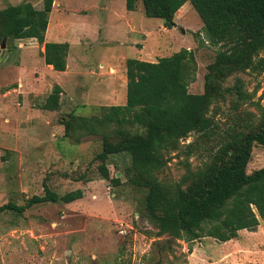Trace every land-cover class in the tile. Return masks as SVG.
Listing matches in <instances>:
<instances>
[{"label":"rangeland","instance_id":"obj_1","mask_svg":"<svg viewBox=\"0 0 264 264\" xmlns=\"http://www.w3.org/2000/svg\"><path fill=\"white\" fill-rule=\"evenodd\" d=\"M22 1L0 0V10ZM53 5L46 39L69 44L65 73L46 69L42 46L34 39H6L3 53L0 49V205H23L33 196H42L44 185L58 195L79 189L82 198L67 204H36L22 214L0 212V264H246L243 259L230 263L223 254L231 246L212 238L177 240L170 249L160 247L169 238L158 236L146 219L145 191L128 183L133 176L130 156L108 157V180L99 172L95 157L102 150L103 134L112 144L117 140L115 129L107 126L98 135L85 136L76 119L65 133L70 113L89 118L101 115L102 107L125 104L127 59L141 56L156 62L182 48L192 50L195 77L187 89L193 94L203 91L206 68L218 47L206 42L202 22L190 3L177 11L171 29L160 19L147 18L141 0L132 12L120 0H54ZM52 32L59 37L50 39ZM261 58L264 51L254 61ZM99 64L104 65L102 70ZM19 65L22 72L16 69ZM259 66L224 82L231 87L239 81L251 103L236 111L229 97L212 105L208 115L221 129L234 115L249 112L259 119L264 112V64ZM54 85L62 89L59 107L44 111L42 104ZM127 130L142 132L135 127ZM196 138L191 134L182 139L178 150L164 156L160 180L176 183L186 166L195 170L208 161L206 150L186 155V145ZM261 167L264 146L255 145L247 170ZM245 234L255 247L264 248V224L243 233L240 242ZM251 264H264V259Z\"/></svg>","mask_w":264,"mask_h":264},{"label":"trees","instance_id":"obj_2","mask_svg":"<svg viewBox=\"0 0 264 264\" xmlns=\"http://www.w3.org/2000/svg\"><path fill=\"white\" fill-rule=\"evenodd\" d=\"M127 11H134L137 0H123ZM190 3L200 21L206 42L218 47L215 58L203 77V91L193 94L188 83L195 77V57L185 48L156 62L127 59L126 101L124 105L102 107L103 113L89 118L69 114L65 133L72 122L85 136L98 135L99 130L112 126L117 140L109 143L103 134V147L95 157L102 179H109L106 165L112 154L130 156L133 176L128 183L145 191V217L166 235L160 247L167 249L177 240L193 242L212 238L219 243L235 240L241 230L255 231L264 224V167L248 172L253 147L264 146V112L259 119L252 113L236 116L221 129L208 115L212 105L229 98L233 109L251 103V96L239 81L231 87L224 82L246 70L264 64L254 58L264 51V0H141L147 18L160 19L166 29L175 26L174 17ZM54 0H23L0 10V44L34 39L43 45L44 63L56 72H64L69 45L66 42H45L48 17ZM259 63V65H258ZM62 90L57 85L41 109L55 111ZM130 128L141 133L130 134ZM191 134L197 138L186 145L185 153L206 150L207 162L185 172L176 183L158 178L164 167L165 155L179 149V143ZM211 140L213 145L206 146ZM119 186L118 179L112 180ZM82 198L77 189L58 195L44 185L42 196H33L23 205L6 203L0 212L22 214L36 204H67Z\"/></svg>","mask_w":264,"mask_h":264},{"label":"crops","instance_id":"obj_3","mask_svg":"<svg viewBox=\"0 0 264 264\" xmlns=\"http://www.w3.org/2000/svg\"><path fill=\"white\" fill-rule=\"evenodd\" d=\"M120 1H123V0H120ZM124 2V1H123ZM125 4V3H124ZM53 7H54V5H53ZM182 8V7H181ZM180 8V9H181ZM179 9V10H180ZM53 12V9H52V11H51V13ZM129 12H132V11H129ZM128 23H129V21H128ZM48 28H49V23H48V26H47V30H46V33H45V42H48V40L46 39V36L48 37V32H49V30H48ZM57 37H59L58 36V34H56V33H54V32H52L51 34H50V39H54V38H57ZM23 40H26V39H23ZM55 43H63V42H59V41H55ZM69 45V44H68ZM40 46H42L41 47V53L44 51V47H43V45H40ZM69 53V52H68ZM139 58H138V60H140V61H147V60H144V59H141V56H138ZM6 58H8V55H7V57ZM68 58V57H67ZM137 59V58H136ZM42 61H43V63H44V60H43V56H42ZM149 62V61H148ZM44 66L46 67V69L48 68V69H52V67L51 66H48V65H46L45 63H44ZM67 66V65H66ZM98 68L100 69V70H102L103 68H104V65L103 64H99L98 65ZM16 69H18V70H21V72L23 71V69L20 67V65L19 66H17L16 67ZM52 71H54L53 69H52ZM112 71H113V69H111L110 68V73H112ZM125 71H126V69H125ZM62 73H65V71L64 72H60V75L62 74ZM53 74H54V72H53ZM125 76V75H124ZM59 77V76H58ZM125 78H126V76H125ZM113 79V78H112ZM111 79V80H112ZM113 82H116V81H113ZM55 86V85H54ZM54 86H53V88H54ZM58 87H60L59 85H57ZM62 90V89H61ZM6 92H8V91H6ZM122 99H124V98H122ZM124 105V104H123ZM114 106H116V105H114ZM246 231L247 230H241V231H239L238 232V237H237V239H235V240H231V241H228V242H225V243H222L223 244V246H226L227 248L229 247V246H231L230 248H229V250L228 251H226V253L225 254H223V255H227V257H228V261H230V263H232V262H237V260H242L243 259V261H245V263L246 264H251V263H256L257 261H261V259H264V248L263 249H259V248H257V247H255L256 246V244H255V241L254 242H249V239H248V237H249V234H245V238L240 242V239H241V236L243 235V233H246ZM251 241V240H250ZM239 242L241 243V244H239ZM243 246H246L245 248L243 247ZM234 252H233V251ZM236 254H238V256H236Z\"/></svg>","mask_w":264,"mask_h":264},{"label":"water","instance_id":"obj_4","mask_svg":"<svg viewBox=\"0 0 264 264\" xmlns=\"http://www.w3.org/2000/svg\"><path fill=\"white\" fill-rule=\"evenodd\" d=\"M5 41H6V38H4L0 44V49L2 50V53H3V49L5 48ZM3 55V54H2Z\"/></svg>","mask_w":264,"mask_h":264}]
</instances>
